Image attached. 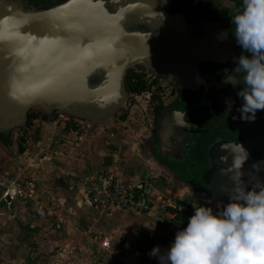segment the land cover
Masks as SVG:
<instances>
[{
	"label": "water",
	"instance_id": "water-1",
	"mask_svg": "<svg viewBox=\"0 0 264 264\" xmlns=\"http://www.w3.org/2000/svg\"><path fill=\"white\" fill-rule=\"evenodd\" d=\"M172 2L0 0V139L25 128L33 109L104 125L127 102L126 77L136 66L187 89L182 77L197 62L220 57V44L214 37L209 46L201 41ZM260 123L250 142L264 152V112ZM213 164L203 189L227 203L220 191L223 163Z\"/></svg>",
	"mask_w": 264,
	"mask_h": 264
},
{
	"label": "crops",
	"instance_id": "crops-1",
	"mask_svg": "<svg viewBox=\"0 0 264 264\" xmlns=\"http://www.w3.org/2000/svg\"><path fill=\"white\" fill-rule=\"evenodd\" d=\"M63 118L33 120L23 131L24 153L15 141L12 146L0 143V264H145L142 252L155 227V212L95 207L86 201L83 182L107 170L124 184L142 180V198L156 205L188 203L190 191L164 183L158 175L148 184L135 173L149 162L135 161L129 146L117 143L120 137L111 139L99 130L81 134ZM28 180L38 185L36 193L8 205L3 199L8 184ZM129 212L149 220L137 230L118 225L127 223ZM92 247L97 254L90 256Z\"/></svg>",
	"mask_w": 264,
	"mask_h": 264
},
{
	"label": "flooded vegetation",
	"instance_id": "flooded-vegetation-1",
	"mask_svg": "<svg viewBox=\"0 0 264 264\" xmlns=\"http://www.w3.org/2000/svg\"><path fill=\"white\" fill-rule=\"evenodd\" d=\"M51 1L54 0H32L36 4ZM171 6L174 12L184 16L201 41L205 38L209 46L212 38L216 39L220 44V57L197 62L194 72L182 77L187 89L177 87L167 77L143 66L128 71L127 79L131 77L132 83L153 96L149 97L148 125L139 150L158 179L179 189L203 193L210 201L218 203L205 193L203 186L213 161L227 155L221 150L222 145L242 143L249 151L242 170L245 181L251 165L264 161V152L256 148L261 145L250 142L258 133L264 110L257 112L255 121L240 120L241 100L237 92L242 86L224 82L225 70L231 72L236 66L234 58L242 51L232 35L234 26L231 24V16L242 10V0H173ZM222 33L226 35L220 39ZM172 72L180 74L178 70ZM234 116L237 119H233ZM231 162L232 157L228 156L223 163L226 171ZM259 176L264 179V170ZM227 178L223 175V184H227ZM223 197L228 201L224 192Z\"/></svg>",
	"mask_w": 264,
	"mask_h": 264
},
{
	"label": "clouds",
	"instance_id": "clouds-1",
	"mask_svg": "<svg viewBox=\"0 0 264 264\" xmlns=\"http://www.w3.org/2000/svg\"><path fill=\"white\" fill-rule=\"evenodd\" d=\"M231 24L242 51L231 72L225 70L224 82L242 86L237 92L238 118L252 122L264 110V0H242V10L231 16ZM221 150L227 152L222 163L232 157L228 170L220 169L230 182L220 186L228 202H219L216 211L193 206L186 227L176 231L171 245L164 251L157 245L148 252L158 264H264V179L259 176L264 161L251 165L245 181L242 170L249 151L235 142Z\"/></svg>",
	"mask_w": 264,
	"mask_h": 264
},
{
	"label": "built area",
	"instance_id": "built-area-1",
	"mask_svg": "<svg viewBox=\"0 0 264 264\" xmlns=\"http://www.w3.org/2000/svg\"><path fill=\"white\" fill-rule=\"evenodd\" d=\"M83 186L86 201L95 207L128 208L149 213L155 212V227L150 233L148 246L142 252L145 264H158V260L150 257L148 252L157 245L161 247L162 251L167 249L174 240L176 231L186 227L188 217L194 212L193 206H202L193 202L174 204L167 201L156 205L142 198L145 193V185L142 180L124 184L119 182L115 174L109 170L102 172L92 180L84 181ZM37 190L38 185L31 180L24 183L10 182L3 193V199L8 205H11L17 197H22L25 193L32 197ZM217 204L210 202L203 206L212 207L216 211Z\"/></svg>",
	"mask_w": 264,
	"mask_h": 264
},
{
	"label": "rangeland",
	"instance_id": "rangeland-1",
	"mask_svg": "<svg viewBox=\"0 0 264 264\" xmlns=\"http://www.w3.org/2000/svg\"><path fill=\"white\" fill-rule=\"evenodd\" d=\"M140 70V69H139ZM134 72V70H133ZM132 72V73H133ZM151 77H149L150 79ZM149 82H146L148 85ZM126 85L129 88V96L127 102L118 110V112L115 114V116L105 123L102 126L92 128L90 125H88L86 122H82L79 120H76L74 118L68 117L61 112H55L53 115H46L44 112H42L40 109H33L29 113V120L28 124L25 128L17 129L13 132L12 138H9L8 140L13 139V137L18 134V138L15 141V147L19 149L20 154L24 153L26 147H27V139L26 134L23 133L24 130H27L28 127L33 124V120L35 119H43V120H56L61 118L63 120L65 117L68 122L69 129H74L82 133H96L99 131H104L108 134V136L111 139L119 138L118 144H121L123 146L128 147L127 150H129L131 153H135L136 160L135 161H145L140 153V144L142 135L145 134L146 129L145 127L148 125V111L150 105V98L153 97L151 94L147 93V90H144L142 87H140L138 84L132 83L131 77L130 80L126 77ZM136 85V86H135ZM127 141V142H125ZM127 143V144H126ZM126 147V148H127ZM126 150V151H127ZM24 151V152H23ZM129 152V153H130ZM128 153V154H129ZM143 168H139L135 174L138 176H141V179L145 180L148 184H151L152 179H157L156 172L149 166V164L146 162ZM139 180V179H138ZM149 190H151V194L153 188L149 187ZM147 188V189H148ZM191 192L188 194V201L196 203L198 205H203L210 203V199L208 196L202 194V193H194L193 195H190ZM189 202V203H190ZM118 217L115 218V220L111 223L115 224L116 221H118ZM127 223H119L120 226H128L130 224V227L133 230H137L138 227L141 226V224H144L149 220L147 216H135L133 212H129L128 215H126ZM143 226V225H142ZM108 249V248H107ZM88 255H92L94 253L97 254L96 250L91 248V251L87 252Z\"/></svg>",
	"mask_w": 264,
	"mask_h": 264
},
{
	"label": "trees",
	"instance_id": "trees-1",
	"mask_svg": "<svg viewBox=\"0 0 264 264\" xmlns=\"http://www.w3.org/2000/svg\"><path fill=\"white\" fill-rule=\"evenodd\" d=\"M14 140H4V139H0V143H4L6 146H12L13 145Z\"/></svg>",
	"mask_w": 264,
	"mask_h": 264
},
{
	"label": "snow or ice",
	"instance_id": "snow-or-ice-1",
	"mask_svg": "<svg viewBox=\"0 0 264 264\" xmlns=\"http://www.w3.org/2000/svg\"><path fill=\"white\" fill-rule=\"evenodd\" d=\"M0 38H2V36H0Z\"/></svg>",
	"mask_w": 264,
	"mask_h": 264
}]
</instances>
